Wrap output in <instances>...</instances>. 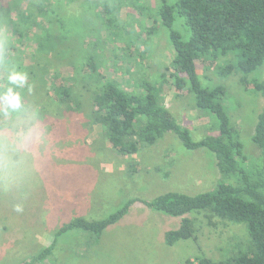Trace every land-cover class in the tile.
I'll return each mask as SVG.
<instances>
[{
	"label": "rangeland",
	"instance_id": "rangeland-1",
	"mask_svg": "<svg viewBox=\"0 0 264 264\" xmlns=\"http://www.w3.org/2000/svg\"><path fill=\"white\" fill-rule=\"evenodd\" d=\"M10 1L0 0V10L9 9ZM146 1L152 6L156 3V0ZM86 4V0L59 3L54 13L49 12L45 18L36 17L44 25L47 17L51 20L47 27L53 35L46 49H35V43L25 41L30 48L22 59L28 64L24 76L28 79L23 94L24 109L11 115L13 107L0 97L3 99L0 101V264L29 259L43 246H49L52 232L74 216L103 218L126 199H150L171 190L190 195L200 193L212 189L219 177L212 153L184 148L172 132L153 145L141 147L134 155L120 156L112 150L99 127L85 124L92 86L87 79H81L84 72L79 67L88 33L94 31L95 25L90 19L88 24H82L85 33L81 38L76 27L71 26L68 34L55 21L60 16L66 19L71 16L88 22ZM25 5H21L19 12L24 11ZM136 13L133 5H123L120 18L137 26ZM162 30L147 44L139 45L145 58L138 59L142 64L134 63L135 67L145 66L143 71L151 81L168 79L170 71L167 68L172 50ZM32 31L39 30L35 27ZM123 63L121 60L111 64L110 70L126 86L128 75L136 71L124 72ZM42 64L47 66L45 73L41 71ZM261 68L247 75L246 81L254 75L264 77ZM196 70L203 85L227 86L228 114L241 133L248 157L257 162L255 158L260 150L250 137L264 97L250 91L241 74L221 78L214 69L199 63ZM54 71L77 75L81 111L73 115L66 109L63 111L53 95ZM162 85L161 93L166 90L163 100L176 120L189 130L192 139L206 135V127L212 124L208 121L210 116L198 113L192 95L176 92L167 82ZM5 108L7 116L3 114ZM39 108L46 111L45 117L37 115ZM20 129L25 135H17ZM185 216L195 219V236L167 244L164 232L176 228L181 217L152 211L135 201L120 221L98 236L81 229L58 236L51 256L42 264L48 261L50 264H190L196 256L223 258L233 247L244 245L247 238L244 226L208 212L191 211Z\"/></svg>",
	"mask_w": 264,
	"mask_h": 264
},
{
	"label": "trees",
	"instance_id": "trees-1",
	"mask_svg": "<svg viewBox=\"0 0 264 264\" xmlns=\"http://www.w3.org/2000/svg\"><path fill=\"white\" fill-rule=\"evenodd\" d=\"M86 2L88 22L71 16L54 20L68 34L71 26L76 27L81 38L85 33L82 24L92 21L95 25L94 31L88 33L79 67L84 72L81 79H87L92 86L85 124L99 127L112 150L120 156L134 155L141 147L153 145L172 132L184 148L212 153L219 177L212 189L200 193L190 195L171 190L150 199H126L103 218L74 216L52 232L53 241L49 246H43L35 255L17 264H42L51 256L56 238L70 230L100 235L120 221L135 201L152 211L181 217L176 228L164 232L167 244L195 236V219L185 216L191 211H205L244 226L247 235L244 245L233 247L223 258L196 256L190 264H264V105L250 137L260 150L255 158L257 162L253 163L244 149L240 131L228 114L227 86L203 85L196 70L199 63L214 69L221 78L241 74L244 85L264 97V77L254 75L247 81L245 78L254 71L257 73L261 66L264 69V0H156L154 6L146 0ZM25 3L24 11L19 12ZM59 3H71V0H11L9 9L0 10V97L6 98L8 92L10 96L17 93L21 97L19 107H13L11 115L21 112L25 105L23 94L28 79H12L16 74L26 76L28 72L27 62L22 60L30 48L25 41L35 43V49L49 47L48 40L53 34L47 25L51 20L47 17L44 25L36 17L45 18L49 12L54 13ZM123 5L135 7L139 15L137 26L120 18ZM35 27L38 32L32 31ZM162 28L172 50L167 68L170 71L168 79L151 81L145 76V66L135 67L134 63L142 64L138 59L145 58L139 45L147 44L159 31L163 32ZM121 60L124 72L136 71L128 75L126 86L110 70L111 64ZM40 67L45 73L47 66ZM1 70L6 73L4 76ZM52 77L53 95L63 111L66 109L72 115L81 111L77 75L54 71ZM163 82L172 85L176 92L191 94L198 113L210 116L208 121L212 124L206 127V135L192 139L189 130L176 120L163 100L166 91L161 93ZM45 113L42 108L37 111L38 116L45 117Z\"/></svg>",
	"mask_w": 264,
	"mask_h": 264
},
{
	"label": "clouds",
	"instance_id": "clouds-1",
	"mask_svg": "<svg viewBox=\"0 0 264 264\" xmlns=\"http://www.w3.org/2000/svg\"><path fill=\"white\" fill-rule=\"evenodd\" d=\"M24 75L23 74H16L12 77V79H19V80H24ZM6 100H7V103L9 105H11L12 107L14 108H18L19 107V95L16 94V95H11V96H6ZM4 116H7L8 115V110L7 108L4 109V112H3ZM17 135L18 136H23L25 135V131L23 129H20L18 132H17Z\"/></svg>",
	"mask_w": 264,
	"mask_h": 264
}]
</instances>
